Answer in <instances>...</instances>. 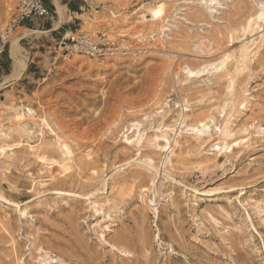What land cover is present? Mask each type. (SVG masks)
<instances>
[{"label": "rangeland", "instance_id": "1", "mask_svg": "<svg viewBox=\"0 0 264 264\" xmlns=\"http://www.w3.org/2000/svg\"><path fill=\"white\" fill-rule=\"evenodd\" d=\"M96 1L80 32L162 44L92 66L15 31L28 70L7 85L0 68V264H264V31L246 26L264 0ZM17 4L0 0V31ZM23 104L71 153L40 112L19 125Z\"/></svg>", "mask_w": 264, "mask_h": 264}, {"label": "bare ground", "instance_id": "2", "mask_svg": "<svg viewBox=\"0 0 264 264\" xmlns=\"http://www.w3.org/2000/svg\"><path fill=\"white\" fill-rule=\"evenodd\" d=\"M58 11H59V15H60V21L64 18V9L62 6L59 5L58 7ZM136 12V11H135ZM145 12L148 13V15L151 16L152 19H156V20H162L163 16H164V13L166 12L165 11V4L164 3H157V4H152V5H147V7H144V10H143V14L140 16V19L141 20H145L146 17H148L147 14H145ZM157 13H159V15H157ZM114 17L115 13L112 12L111 13ZM112 17V18H113ZM136 22V21H135ZM133 19H131L130 17L126 18L124 20V23H126L127 25L131 26L133 23H135ZM246 26L247 28H249V30L251 32H262L264 31V25H262V22L264 23V4H261V6L257 9V11L250 17H248L247 21H246ZM59 24V21L57 22ZM126 25V26H127ZM137 26V25H136ZM123 27V26H122ZM122 29V28H121ZM111 30L109 31L110 33V36L111 37H114L116 38V40L119 41V43L121 44V46H117L118 48L116 49V53L114 56H111V57H107L105 60H104V63L108 62L110 59L112 58H115V57H120L122 55H126L127 53L124 51V49H129V50H132V51H139V53H146L148 52L149 50H151V48H154V46H156L158 43H161L162 42V34L160 35V33H156L153 35V32L152 34H149V36H145L143 31L142 30H138V31H135L133 33V37L137 38V40L143 42L142 44H131L132 42H127L125 40V36L127 35L125 31L123 30ZM164 36V35H163ZM261 37V39H264V34H261L259 35ZM111 40V39H110ZM115 40V41H116ZM136 41V40H134ZM164 42V41H163ZM253 43H256V39H253L252 40ZM19 39L18 38H15L14 42H13V45H12V53H13V56L15 57V60H16V63H15V66L13 68V72L12 74H10L8 77L9 78H20L23 71L26 69V63H25V60L23 59V57H21L20 53H21V46L19 45ZM162 44V43H161ZM153 50V49H152ZM134 52H131L130 54H132ZM137 53L135 56H139L140 54ZM170 56V55H169ZM168 56V57H169ZM78 59H82L84 61H87L86 63H91L92 66H99L101 64L98 65V62L100 63V61H98L97 59H94L95 61L92 62V60H89V58L86 56V55H78L77 56ZM172 58V57H171ZM169 58V59H171ZM168 59V58H167ZM169 62V61H168ZM172 62V61H171ZM170 62V63H171ZM103 63V64H104ZM90 64V65H91ZM102 64V65H103ZM105 65V64H104ZM224 66V64H223ZM171 67V66H170ZM189 72L190 69H188ZM191 73H195V72H191ZM156 100V99H155ZM166 103L165 102V99H162L161 97H158V99L155 101L154 105L156 106L157 109L161 108L162 105ZM22 107H25L26 111L27 112H21V113H16L15 114V118L19 121H22V122H19L18 124L21 126V123L23 125V121L27 119V117H36L39 112L41 113L40 114V121L43 122V124L45 126H47L53 133H55L56 137H57V140L58 142H60V146L61 147H65L67 152L68 153H71V147L73 145V139L71 136H66L64 131H63V128L59 125L60 123L57 122L56 118H54L47 110L45 109H40V110H36L35 108H32V107H27L25 106L24 104L22 105ZM42 107V106H41ZM27 113V114H26ZM31 120V119H30ZM27 121V120H26ZM35 121V120H33ZM209 121H205V122H201V125L196 123L194 124L193 126L196 128V131L197 132H206L210 129V126H209ZM27 123V122H26ZM135 125V124H134ZM27 127V124L25 125ZM114 126L116 127L117 126V123L115 122ZM64 127V126H63ZM25 128V127H24ZM20 129V128H19ZM24 131V130H23ZM26 131V129H25ZM27 132V131H26ZM143 139V134L139 131L137 135H134V138L133 139H129V137L127 138V140H129L131 143H137L138 145H140L141 141ZM170 143L169 140H167V145ZM4 147V146H3ZM166 145L163 144L162 148H165ZM167 148V147H166ZM226 148V147H225ZM218 149L222 150L223 147H218ZM63 151V150H62ZM3 152V151H2ZM73 153V152H72ZM40 159L46 163L48 165V163L46 162L47 159L44 157H40ZM49 159V158H48ZM51 159V158H50ZM53 162V161H52ZM19 206L18 203H15Z\"/></svg>", "mask_w": 264, "mask_h": 264}, {"label": "built area", "instance_id": "3", "mask_svg": "<svg viewBox=\"0 0 264 264\" xmlns=\"http://www.w3.org/2000/svg\"><path fill=\"white\" fill-rule=\"evenodd\" d=\"M42 18L55 22L56 13L47 6L45 0H18L15 12L4 31H0V56L11 42L17 28L26 19ZM117 46L102 33L90 34L79 30H66L55 43V59H71L78 55H86L103 62L107 57L114 56Z\"/></svg>", "mask_w": 264, "mask_h": 264}, {"label": "crops", "instance_id": "4", "mask_svg": "<svg viewBox=\"0 0 264 264\" xmlns=\"http://www.w3.org/2000/svg\"><path fill=\"white\" fill-rule=\"evenodd\" d=\"M79 1V2H78ZM68 0V2L64 3L62 0H45L47 6H49L55 13L57 20L55 22H50L47 20H44L42 18H33V19H26L23 21V23L17 28L20 29V33L26 34L22 35V38L25 37H31L32 41L38 40L36 45H41L42 47H52L65 33L66 30H80L77 28V26H82L83 24L81 22H77V20H80L78 18L79 11H81L85 7H97L99 4L96 0ZM58 3L60 6L64 9V18L60 21V15L58 11ZM76 6L77 10H73L72 7ZM59 21V24L57 23ZM82 29V27H81ZM21 38V37H20ZM31 42V41H30ZM33 48V47H32ZM40 53L37 50H33L31 56L33 58ZM22 56V52L20 53ZM3 61H0V68L2 69V66L5 62H7L8 59H10V72L5 73L3 71V76L1 79H4V81L7 82V85L11 84H17L21 81L22 78L25 77V73L28 70V64L26 63V69L23 71L20 78H9L8 76L12 74L13 68L15 66L16 60L13 56L12 49H11V43L8 45V49L5 52V57H1ZM8 75V76H7Z\"/></svg>", "mask_w": 264, "mask_h": 264}, {"label": "trees", "instance_id": "5", "mask_svg": "<svg viewBox=\"0 0 264 264\" xmlns=\"http://www.w3.org/2000/svg\"><path fill=\"white\" fill-rule=\"evenodd\" d=\"M72 9L73 10H77V7L76 6H73ZM7 49H8V46L6 48V51H7ZM2 69L4 70L5 73H9L10 72V59H8L7 62H5L3 64Z\"/></svg>", "mask_w": 264, "mask_h": 264}, {"label": "snow or ice", "instance_id": "6", "mask_svg": "<svg viewBox=\"0 0 264 264\" xmlns=\"http://www.w3.org/2000/svg\"><path fill=\"white\" fill-rule=\"evenodd\" d=\"M157 15H159V13H157Z\"/></svg>", "mask_w": 264, "mask_h": 264}]
</instances>
